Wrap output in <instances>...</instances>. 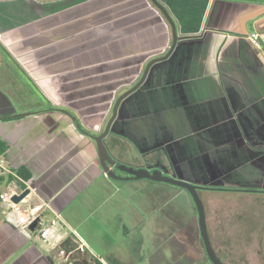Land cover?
<instances>
[{
  "label": "crops",
  "instance_id": "crops-1",
  "mask_svg": "<svg viewBox=\"0 0 264 264\" xmlns=\"http://www.w3.org/2000/svg\"><path fill=\"white\" fill-rule=\"evenodd\" d=\"M158 1L179 39L147 75L149 108L130 110L124 99L104 141L116 162L134 168L149 164L137 157L162 150L174 163H184L179 168L193 181L189 170L198 162L189 157H214L220 148L202 145L211 134L264 140V0ZM140 3L152 7V31L144 34L120 18L121 10L137 13ZM111 12L119 14L111 16L118 21L111 29L125 28L127 36L109 38ZM252 34L258 35V46L251 44ZM151 39L159 51L152 59L172 43L171 27L150 0H0V194L22 191L19 168L30 175L25 181L30 193L16 204L20 212L0 201V264H61L63 239L70 245L65 250L77 248L81 260H89L71 233L82 224L78 221L98 218L105 236L115 229L112 234L125 240L140 216H152V197L141 203V197L124 192L135 183L152 192V182L108 177L91 137L103 132L124 92L110 103L108 86L93 90L102 86L93 79L102 76L103 62L124 55L125 45ZM94 65L101 69L94 72ZM36 211L61 221L49 228L46 242L23 227Z\"/></svg>",
  "mask_w": 264,
  "mask_h": 264
},
{
  "label": "rangeland",
  "instance_id": "rangeland-1",
  "mask_svg": "<svg viewBox=\"0 0 264 264\" xmlns=\"http://www.w3.org/2000/svg\"><path fill=\"white\" fill-rule=\"evenodd\" d=\"M143 1L146 2V0ZM121 11H119L121 12L120 18L123 23H126V26L134 23L140 28V34L152 31V7L148 3L146 7L140 3L139 10L137 9L135 14ZM117 15L119 16L117 12L109 13V34L111 36L109 38H116L115 36L119 33L127 36V32H129L125 28L119 32L111 29L112 24L117 21L116 19L112 21L111 16L115 18ZM131 28L128 27V29ZM99 30L100 28L94 29V32ZM154 47L152 39L149 43L140 40L139 44L125 45L124 55L118 59L103 62L105 65L101 70L103 71L102 76L98 75L99 77L93 79L94 84L101 82L102 86L94 85L93 90L102 88L104 91V85L108 86L106 94H108L111 103L115 96L117 97L122 91L125 92L129 89L142 75L145 65L152 59V55L159 52ZM158 47L163 46L158 45ZM97 68H100V65L93 66V69H96L94 72L101 69ZM151 70L152 67L149 72ZM144 84V87L142 86L125 99L124 106L131 110L133 105L138 111L149 108V82ZM115 89H119L117 93L113 92ZM139 90H143V93L138 92ZM242 140H229L224 135L211 134L210 140H205L202 145L204 147L215 146L216 148L219 144L220 148L213 151L217 155L214 157H189V159L197 161L198 166L191 164L189 177L193 181H188L205 188L215 189H202L198 192L205 209L209 241L221 262L226 264H264V260H262L264 255V193L244 191L264 190V140L252 142ZM137 158L142 162H149L148 166L138 168L153 167L154 169L157 166L152 164H156L155 161H157L164 165L168 171L171 169L167 156L162 150ZM175 165H179L181 168L185 167V164L180 161ZM167 170L164 172L171 176ZM179 173L186 176L180 171ZM140 184L135 183L130 187L126 183L128 189L123 188L126 189L124 192L128 191L129 195L133 197H141V203L144 202L143 200L148 202V198L152 197V216L147 219L148 215L145 218L140 216L141 222L135 229L132 230L130 226L128 227L130 232L125 240L122 239L121 234H112L115 229H111L110 235L105 236L104 234H107L108 231L103 232L104 229H102L98 218L88 217L87 220L90 224L84 223L83 220L78 221L82 224H79L71 233L73 236L77 235L76 238L79 239L77 247L82 245L85 250L86 257L89 259L86 264H96L92 261L93 257L94 259L99 258L100 262L98 261V263L100 264H112L110 259L116 260L118 264H208L203 259L194 258L191 260L190 255L186 252V249L200 250L201 244L196 212L193 204L191 207L192 201L187 192L175 186L159 183H152V192H148ZM148 193H151L152 196H148ZM115 198H119V195H116ZM124 208L129 209V207ZM84 215L86 216V214ZM127 215L128 213L124 212L125 223L129 222ZM194 215L196 222L195 219L193 220ZM19 216L22 217L23 214L20 213ZM109 216L113 220L114 212L112 210ZM45 220L49 221V217L47 216ZM177 222L183 225L182 232L176 231ZM84 224L88 228H85ZM93 226H96L98 231L91 230ZM37 235L39 236L38 233ZM68 246L70 245H66V247ZM260 248L262 252H260Z\"/></svg>",
  "mask_w": 264,
  "mask_h": 264
},
{
  "label": "water",
  "instance_id": "water-1",
  "mask_svg": "<svg viewBox=\"0 0 264 264\" xmlns=\"http://www.w3.org/2000/svg\"><path fill=\"white\" fill-rule=\"evenodd\" d=\"M150 2L153 4V6L162 14V16L165 18L169 26L171 27V32H172V43L171 46L169 47L168 51L159 57L153 58L148 61V63L145 65V68L143 70V73L141 75V78L137 83H135L129 90L126 92L122 93L115 101L114 106L112 108V114L111 117L109 118L103 132L98 135V136H91L92 139L96 143V150L98 154V161L101 166V169L104 171V173L113 179L117 180H148L153 183H163L166 185L170 186H175L180 189L185 190L195 209L196 212V217H197V224H198V231H199V237L202 242V245L204 247V251L206 254L207 259L212 263V264H224L222 263L215 255L213 248L211 246V243L209 241V237L207 234V227H206V220H205V209L203 202L198 194V190L202 189H210V188H205L203 186L191 183L189 181H186L184 179H181L180 177H175V176H169L167 175L163 169L161 168H134L131 166H128L126 164L122 163H117L116 160L110 155L107 147L105 146L103 139L107 136V134L111 131L112 124L114 120L117 117L118 113V108L121 104V102L128 97L130 94L134 93L139 87L142 86L144 83L150 68L161 61L166 60L171 53L173 52L177 40L179 39L177 30L174 24V21L172 20L170 14L166 10V8L158 1V0H150ZM74 120V118H73ZM77 128L80 129L79 125L76 124ZM81 130V129H80ZM113 167L125 174L127 176H120L115 173V170ZM210 190H215V189H210ZM216 190H224V189H216ZM243 191V190H240ZM244 191H252V190H244ZM30 193L29 188H25L22 190L19 194H14L11 197V201L14 204H19L22 202L26 196ZM39 223V218H35L28 226L29 231L34 232L36 228L38 227ZM60 247H63V244H60Z\"/></svg>",
  "mask_w": 264,
  "mask_h": 264
},
{
  "label": "flooded vegetation",
  "instance_id": "flooded-vegetation-1",
  "mask_svg": "<svg viewBox=\"0 0 264 264\" xmlns=\"http://www.w3.org/2000/svg\"><path fill=\"white\" fill-rule=\"evenodd\" d=\"M141 78V75H140V77L137 79V81L135 82V83H137L138 81H139V79ZM147 78V77H146ZM146 80V79H145ZM145 82V81H144ZM134 83V84H135ZM133 84V85H134ZM132 85V86H133ZM131 86V87H132ZM131 87H129V89L131 88ZM140 88V87H139ZM138 88V89H139ZM129 89H127V90H129ZM126 90V91H127ZM125 91V92H126ZM124 93V92H123ZM127 98V97H126ZM125 98V99H126ZM112 114V113H111ZM111 117V116H110ZM112 130V129H111ZM102 133V132H101ZM99 135V134H98ZM105 139V138H104ZM104 139H103V142H104V144H105V146L108 148V145L105 143V141H104ZM110 155H111V153H110ZM167 155V160L169 161L168 163H169V166L171 167V169L168 171L167 169H165L164 168V165H161L160 164V162L158 163L157 161H155L156 162V164H152V165H156L157 167L158 166H161L160 168L161 169H164L163 171H168L170 174H171V176H175V177H180L181 179H184V180H186V181H188V179H186V177L185 176H183V175H181L180 173H179V171L181 172V170H180V168H179V166L178 165H175V163H174V160L171 158V157H169L168 156V154H166ZM112 157H113V155H112ZM114 158V157H113ZM118 163V162H117ZM159 168V167H158ZM113 169L115 170V173L117 174V175H120V176H127V174H125V173H123V172H120V171H118V170H116L114 167H113ZM152 169H153V167H152ZM182 173V172H181ZM167 174V173H166ZM185 177V178H184ZM153 183V182H152ZM192 183V182H191ZM160 184H163V183H160ZM198 191H200V190H198ZM252 191L253 192H255V191H257V192H263L264 193V190H259V189H256V190H254V189H252ZM188 194V193H187ZM198 194H199V192H198ZM193 204V203H192ZM171 219H173L172 217H171ZM174 220V219H173ZM182 227H183V225L182 224H180L179 222H177V226H176V231H180L181 229H182ZM200 238V237H199ZM64 246H66V245H68L69 244V241H65V239H63L62 240V242H61ZM200 250H192L191 249V251L190 250H188V249H186V252L188 253V255H190V259L192 260V259H194V258H197V260H200V259H203L204 261L206 260L207 261V263L208 264H212L208 259H207V257H206V254H205V251H204V247H203V245H202V242H201V240H200ZM64 246L62 247L63 249H64ZM212 246V245H211ZM213 248V247H212ZM262 248H263V246H262ZM65 250V249H64ZM68 254H69V256H68V258H67V260L64 262V263H62V264H86V262L88 261L87 259H85L84 261H82L81 259H82V256H81V254H78L79 252H78V250H77V248H75L74 249V251L73 252H69V251H67V250H65ZM213 251H214V253H215V255H216V257L220 260V258L218 257L219 255L218 254H216V251H215V249L213 248ZM260 252H262V249L260 248ZM69 258H71L70 260H69ZM262 260H264V255H263V257H262ZM221 261V260H220ZM94 263H96V264H100V263H98V262H94ZM223 263V262H222ZM224 264H226V263H224Z\"/></svg>",
  "mask_w": 264,
  "mask_h": 264
},
{
  "label": "built area",
  "instance_id": "built-area-1",
  "mask_svg": "<svg viewBox=\"0 0 264 264\" xmlns=\"http://www.w3.org/2000/svg\"><path fill=\"white\" fill-rule=\"evenodd\" d=\"M257 39H258V35L257 34H252L249 37V40H250L251 44L254 45V46H258V40ZM13 195H14V192L13 191H10L8 193L0 194V201H1V203L5 204V206L11 207L16 212H19V208H17L16 207V204H14L11 201V197ZM40 208L41 207H39V208L37 207L35 209L40 211ZM37 213H38V211H36L35 216H33L31 219L24 220L23 227L24 228H28L29 224L35 218L38 217L39 218V223H38V227L36 228V231L39 234V238L42 241L46 242V237H47V234L49 232V228L51 226L58 225L59 223L61 224V221L59 220L58 217H55L54 219H52L50 221H46L45 218L41 215V212H39L38 214ZM21 219H23V218L21 217ZM79 246H80V248H82L81 245H79ZM68 256H69V254L62 247L59 246V249H58V258H59V261H60L61 264L64 263L67 260Z\"/></svg>",
  "mask_w": 264,
  "mask_h": 264
},
{
  "label": "trees",
  "instance_id": "trees-1",
  "mask_svg": "<svg viewBox=\"0 0 264 264\" xmlns=\"http://www.w3.org/2000/svg\"><path fill=\"white\" fill-rule=\"evenodd\" d=\"M3 149H4L3 144L0 143V155L3 153ZM16 174H17L18 177L21 178V180L18 179L19 180L18 182H19L20 187L22 188L21 190H24L25 189V185H26L25 181H28L30 179V175L26 171L25 168H19L18 170H16ZM232 191H234V190H232ZM110 261L112 262V264H118L116 262V260H114V259H110Z\"/></svg>",
  "mask_w": 264,
  "mask_h": 264
}]
</instances>
